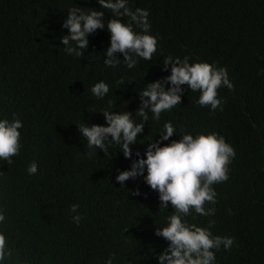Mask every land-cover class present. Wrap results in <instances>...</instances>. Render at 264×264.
<instances>
[{
	"label": "trees",
	"instance_id": "obj_1",
	"mask_svg": "<svg viewBox=\"0 0 264 264\" xmlns=\"http://www.w3.org/2000/svg\"><path fill=\"white\" fill-rule=\"evenodd\" d=\"M127 6L149 12L148 34L158 41L151 61L135 57L131 69L121 53L116 67L104 64L111 46L106 26L88 36L83 56L65 52L69 9L101 11L105 24L113 18L98 0H0V121L23 124L19 154L10 165L0 159V233L12 252L0 264H106L113 254V264H159L169 242L155 232L167 226L174 209L170 203L160 209L158 191L143 177L124 186L116 177L131 170L137 152L146 159L167 122L175 135L163 144L182 134L216 133L236 153L229 179L212 186L216 203L205 205L215 215L190 209L182 221L203 228L215 221L213 236L235 238L230 250H212L214 264H264V0H127ZM169 56L226 68L234 89H218L222 105L213 111L196 103L199 91L183 85L181 104L163 111L159 121L148 111L145 123L136 113L139 91L171 75V66L163 70ZM101 81L109 92L97 98L91 88ZM105 109L129 111L136 124L145 123L130 146L131 159L115 143L107 156L88 149L77 125L108 126ZM33 162L38 172L30 175ZM137 190L139 196L131 195ZM73 204L78 213L71 212ZM76 214L79 225L72 220Z\"/></svg>",
	"mask_w": 264,
	"mask_h": 264
},
{
	"label": "clouds",
	"instance_id": "obj_2",
	"mask_svg": "<svg viewBox=\"0 0 264 264\" xmlns=\"http://www.w3.org/2000/svg\"><path fill=\"white\" fill-rule=\"evenodd\" d=\"M104 9L111 10L113 18L105 24L104 13L96 9L82 10L81 7L69 9L63 28L68 34L61 37V42L68 55L81 57L83 49H88V36L97 30L107 27L110 33L111 46L106 50L104 64L113 68L119 63L117 53L124 56V63L129 69L134 68L140 57L151 61L157 51V38L148 34L151 25L148 22L149 12L137 8L133 12L127 6V0H98ZM121 17L130 18L127 23L121 21ZM133 24L141 29L137 33ZM189 57L181 60L179 57H166L164 71L171 66V75L163 81L148 83L146 88L139 91L141 105L136 113L148 121V111L153 113L157 121L163 111L171 110L181 104L184 92L183 85H188L191 91L201 93L196 103L202 107L210 106L215 111L220 108L222 101L218 99V89L225 86L230 90L234 85L229 80L228 71L223 67H215L208 63H189ZM123 83V81H120ZM166 84H171L166 88ZM91 92L97 98H103L109 92V86L101 81L96 83ZM112 107V101H109ZM106 119L108 126L92 125L85 123L77 125L84 139L87 140L88 149H101L107 156L109 143L121 146L125 158L131 159V145L136 143L140 134L143 133L145 123L136 124L129 111L123 113L110 112L108 109L101 113ZM22 122L15 118L12 121H0V159L8 165L12 163V157L19 154L20 136L19 129ZM171 122L163 125L159 134V141L151 140L145 153L146 159L137 152V160L131 165V170L122 171L116 180L121 186L129 179L135 180L143 177L144 181L154 191H158L161 202L160 209H168L171 204L174 212L168 217L166 227H157L155 235L163 237L169 242V246L159 255V264H214L216 260L213 249L221 246L230 250L234 244V237L213 236L209 230L215 223L210 221L209 228L189 225L182 221L183 216L190 215V209L203 216L215 215V208H205L206 203L215 204L217 193L212 187L214 184L225 182L229 179L228 165L235 158L234 148L226 143L223 136L216 133L182 134V139L169 141L175 134ZM163 144V146H161ZM93 153L88 152L91 156ZM147 171V175H145ZM38 172V165L33 162L28 167V173L34 175ZM131 195L139 196V190ZM78 204L71 206L72 213H78ZM82 217L73 215L72 220L79 225ZM5 220L3 211L0 210V223ZM12 252L7 250V242L4 234L0 233V262L6 257H11ZM113 254L106 264H113Z\"/></svg>",
	"mask_w": 264,
	"mask_h": 264
}]
</instances>
